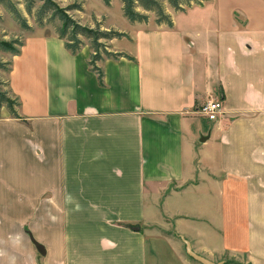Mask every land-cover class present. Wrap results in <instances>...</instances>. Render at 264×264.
<instances>
[{
    "label": "crops",
    "instance_id": "obj_1",
    "mask_svg": "<svg viewBox=\"0 0 264 264\" xmlns=\"http://www.w3.org/2000/svg\"><path fill=\"white\" fill-rule=\"evenodd\" d=\"M134 22L104 57L26 34L0 70V264H264V10ZM217 120L195 121L210 98ZM202 115V114H201ZM203 116V115H202ZM12 155L15 167L5 165ZM43 250L40 249V247Z\"/></svg>",
    "mask_w": 264,
    "mask_h": 264
},
{
    "label": "rangeland",
    "instance_id": "obj_2",
    "mask_svg": "<svg viewBox=\"0 0 264 264\" xmlns=\"http://www.w3.org/2000/svg\"><path fill=\"white\" fill-rule=\"evenodd\" d=\"M5 4L0 2V38L11 40L17 38L22 41L26 34H53L57 33L56 28L61 25V20L52 16L51 13H46L43 19V24L38 23L36 14L41 5V1L35 0L32 13L26 9L27 0H4ZM61 7L68 8L67 12L79 23L91 27L99 25L101 29H115L119 31H130L133 29L134 22L130 21L123 12L122 0H110L107 4L104 0H55ZM165 7L167 13L171 16L176 10L171 6L169 0H160ZM8 2L18 10L23 17L26 18L30 28H24L20 25L15 15L12 13ZM7 4V5H6ZM78 6V7H77ZM185 9L176 13V21L181 25H194L205 27L209 25L212 28L218 29L224 21L220 23L219 14L228 12L233 17L243 19L242 10L257 9L264 10V0H204L198 4L192 1L189 6L184 5ZM141 9V8H139ZM256 10V11H258ZM149 20L140 22L146 27H156L157 16L155 12H148ZM160 25V24H159ZM86 44H91V39L81 36ZM109 47L110 40H103ZM10 51L0 49V61H4L3 57ZM4 69V68H0ZM9 69V67H8ZM7 70V69H4ZM1 81V80H0ZM1 88L7 90L5 84ZM195 121L198 124L210 121L201 114L196 115ZM202 123V124H203ZM3 162L10 167H15V158L12 155L3 156ZM6 208L0 203V217L5 215Z\"/></svg>",
    "mask_w": 264,
    "mask_h": 264
},
{
    "label": "trees",
    "instance_id": "obj_3",
    "mask_svg": "<svg viewBox=\"0 0 264 264\" xmlns=\"http://www.w3.org/2000/svg\"><path fill=\"white\" fill-rule=\"evenodd\" d=\"M39 1H41V5L36 14L38 23H40V25L43 24L46 13H51L52 16L59 18L61 20V25L56 28V34L58 37L64 39L66 47L72 53L79 52L84 45H86L81 36L91 39L90 46L93 52L90 57V65L92 69L98 73L100 83H103L104 72L103 69L97 65L98 61L104 59V57L119 58L120 56H126L132 58L124 52H115L111 50L110 47L103 42V40L128 36V33L115 29H101L99 25H97V27L83 25L67 12L68 8L61 7L55 0ZM104 1L107 4L110 3V0ZM192 1L201 4L204 0H169V3L176 11H180L185 9L184 5H191ZM0 2L5 4L4 0H0ZM34 2L35 0H27L26 2V9L29 13H32ZM8 5L20 25L24 28H30L31 26L27 23L26 18L9 2ZM122 8L124 15L132 22H147L149 20L148 12H155L158 24L165 23L169 26H173L172 16L166 12L160 0H122ZM21 45L22 41L17 38L11 40L0 38V49L10 51L14 54L19 53ZM9 64V61H0V68L8 69ZM3 84L6 85L5 82L0 81V107L6 104L15 117H20L16 109L19 104L18 100L10 97L8 90L1 88Z\"/></svg>",
    "mask_w": 264,
    "mask_h": 264
},
{
    "label": "built area",
    "instance_id": "obj_4",
    "mask_svg": "<svg viewBox=\"0 0 264 264\" xmlns=\"http://www.w3.org/2000/svg\"><path fill=\"white\" fill-rule=\"evenodd\" d=\"M199 113L209 120H217L224 114V99L210 98L200 108Z\"/></svg>",
    "mask_w": 264,
    "mask_h": 264
},
{
    "label": "water",
    "instance_id": "obj_5",
    "mask_svg": "<svg viewBox=\"0 0 264 264\" xmlns=\"http://www.w3.org/2000/svg\"><path fill=\"white\" fill-rule=\"evenodd\" d=\"M184 241L186 242L188 253H189L192 257H194L195 259L201 261L203 264H221V263H215V262H213V261H211V260H209V259H207V258H205V257H203V256H201V255H199V254H197V253H195V252L192 250V247H191L190 242H189L188 240H186L185 238H184ZM39 247H40V246H39ZM40 249L43 250V248H41V247H40Z\"/></svg>",
    "mask_w": 264,
    "mask_h": 264
}]
</instances>
